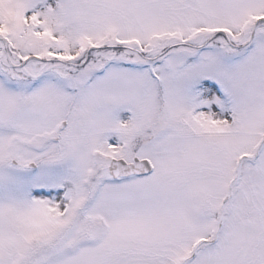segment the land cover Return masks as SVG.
<instances>
[{
	"label": "snow or ice",
	"instance_id": "1",
	"mask_svg": "<svg viewBox=\"0 0 264 264\" xmlns=\"http://www.w3.org/2000/svg\"><path fill=\"white\" fill-rule=\"evenodd\" d=\"M0 264H264V0H0Z\"/></svg>",
	"mask_w": 264,
	"mask_h": 264
}]
</instances>
